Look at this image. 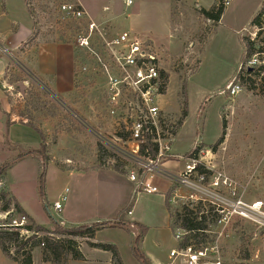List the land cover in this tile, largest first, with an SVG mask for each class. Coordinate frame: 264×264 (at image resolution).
Returning a JSON list of instances; mask_svg holds the SVG:
<instances>
[{"label": "rangeland", "instance_id": "obj_1", "mask_svg": "<svg viewBox=\"0 0 264 264\" xmlns=\"http://www.w3.org/2000/svg\"><path fill=\"white\" fill-rule=\"evenodd\" d=\"M78 1L106 38L129 32L157 53L161 71L166 75L164 95L158 106L164 127L169 131L180 119L181 89L186 81L187 116L175 137L169 142L162 141L166 147L162 164H170L168 170L163 166L170 175L152 177L156 194L135 193L126 175L132 163L113 154L97 139L100 135L112 140L111 134L120 129L105 114L100 80L78 72L81 55L74 48V40L84 33L87 20L75 22L64 17L59 8L61 0H6L5 3L0 0V57L5 56L7 60V66L0 72V94L10 106V117L7 115L5 119L30 125L42 133L48 158L46 164L38 158L14 163L8 171L7 189L34 223L53 234V238L60 236L55 234L58 230L52 220L69 227L109 222L133 198L132 215L126 219L146 227L137 248L148 264H168V253L177 243L174 233L167 228L164 196L170 193L171 211L198 203L208 208L213 201L175 182L174 176L183 169L188 159L185 155L192 149L202 150L199 161L209 168L208 179L221 173L232 183L236 197L248 203L264 200V78L254 79L253 84L245 80L241 83L242 92L235 97L224 94L244 56L241 37L256 38L258 30L251 28L250 23L264 0H222L223 14L215 26L204 20L199 10L217 6V0H179L176 4L171 0H133L129 7L121 0ZM15 28L18 29L13 32ZM27 30L31 37L24 44L15 47L4 41L11 39L18 43L25 39ZM262 39L264 28L258 41ZM47 42L67 43L76 51L75 90L66 98H58L28 66L37 45ZM93 42L96 47L100 46L98 38ZM255 57L264 65V54ZM223 131V141L211 151L210 146L217 143ZM101 147L106 151L105 156ZM17 155L5 143L0 146V165ZM116 165L122 173L113 170ZM41 170L44 172L43 202L37 192ZM192 182L196 183L194 179ZM1 189L6 192L4 187ZM216 194L228 195V192L222 188L214 190L213 195ZM55 201L62 205L59 212L52 208ZM63 217L67 222L63 223ZM211 220L209 217L207 221ZM208 225L209 231L214 232L213 224ZM226 231L224 255L231 264H261L260 238L254 226L237 220ZM47 233L41 232L39 236ZM136 233L134 225L129 229L110 227L98 231L92 240L115 245L121 264H142L131 250ZM85 240L76 241L89 261L68 259L67 264L71 261V264H112L111 253H92ZM244 250L250 255L248 262L240 259V251ZM39 251L41 255L42 248L34 249V257Z\"/></svg>", "mask_w": 264, "mask_h": 264}, {"label": "built area", "instance_id": "obj_2", "mask_svg": "<svg viewBox=\"0 0 264 264\" xmlns=\"http://www.w3.org/2000/svg\"><path fill=\"white\" fill-rule=\"evenodd\" d=\"M121 2L125 7H129L133 0H121ZM59 8L64 17L72 21L87 20L84 33L74 40V48L81 55L78 72L82 76L100 80L103 87L105 114L120 129L111 134L112 140L100 135H97V139L106 149L114 152L113 154L116 153L122 160L132 163L126 175L134 185L135 193L156 194L157 189L152 186L151 179L156 175L169 177L170 174L165 171L162 164L163 151L166 150L162 141L169 142L172 138L170 129L164 127L158 106L159 99L164 95L165 85L157 53L151 50L147 42L129 32L106 38L99 31V26L88 19L78 1L61 0ZM95 38L100 40L98 47L93 42ZM257 64L259 62L254 56L246 66L251 68ZM241 92V84L231 82L226 86L224 94L235 97ZM149 145L157 146L154 157L151 156ZM200 152L202 150L196 157L188 158L178 176L174 177L176 184L181 187L191 188L198 191L201 197L213 199L210 206L212 213L216 215L213 224L215 231H204L205 235H210V232L212 234L205 243L185 247L181 246L183 232L175 231L174 239L177 246L168 253L170 260L168 264H231L224 255L223 241L228 237L226 231L228 225L237 220L248 222L258 231L260 262L264 264V200L248 203L236 197L232 183L221 173H216L208 179L207 175L210 171L199 161ZM193 179L196 183L192 182ZM205 183L208 185L207 188L197 187L204 186ZM2 187L0 178V193ZM222 188L227 190L228 195H213L214 190H222ZM64 199L63 196L62 200ZM200 202L206 201L200 199ZM1 204L2 200L0 207ZM52 208L59 212L62 205L54 202ZM131 214L132 212L129 211L128 215ZM0 221V229H12L18 232L20 237L27 238L35 234L27 229L31 225L27 215L16 213L12 206L7 211L0 210Z\"/></svg>", "mask_w": 264, "mask_h": 264}, {"label": "trees", "instance_id": "obj_3", "mask_svg": "<svg viewBox=\"0 0 264 264\" xmlns=\"http://www.w3.org/2000/svg\"><path fill=\"white\" fill-rule=\"evenodd\" d=\"M179 0H171L173 4H176ZM218 5L209 8L208 10L200 9V16L213 24V26L217 25L221 19L224 10V3L222 0H217ZM264 2L259 10V12L255 15L250 23V27L258 30L255 39H250L248 37H241V42L244 46V56L240 62V67L238 72L235 74L232 82L243 83L248 82L249 84L254 83V79L264 78L261 77L264 73V65L259 64L254 67L248 68L247 62L255 55L264 54V39L259 40L258 38L261 35V32L264 28ZM264 60V59H263ZM243 74L246 77H243ZM162 77L164 78V85L166 87V75L161 72ZM182 110L180 119L176 124L171 126L172 130L170 131L171 136L175 137L178 130L181 128L186 116H187V95H186V81L182 84ZM8 115V114H7ZM6 115V116H7ZM9 116V115H8ZM9 124V120H7V126ZM30 126V125H28ZM41 138V145L37 149L34 148H25L19 144L11 143L6 141L8 146L11 147V150L17 151L18 155L9 162H4L0 166V178L4 177L8 170L12 167V165L18 162H21L25 159L35 158L40 159L42 164H46L48 162V158L46 156L45 143L43 141V135L40 133L35 127H32ZM223 129L225 131V124L223 121ZM224 131L222 137L217 141L216 144L210 146V150L214 151L216 146L219 145L223 141ZM150 138L148 137V140ZM150 146V145H149ZM151 147V156L154 157L157 152V146L153 145ZM102 148V147H101ZM100 148V149H101ZM200 147H196L192 149L187 155L188 158L196 157L197 153L200 151ZM102 156L106 155V151L102 148L101 150ZM143 151H141L142 153ZM99 158H101V153L99 154ZM44 167V165H43ZM118 165L114 166V171L122 173L123 171L118 169ZM199 169V168H198ZM122 171V172H121ZM210 174V172H208ZM37 192L40 201H44V172L41 170L37 177ZM165 207L167 209L169 219H170V229L173 233L177 230H181L184 234L183 241L181 246L185 247L187 245L200 244L205 243L208 240V236L205 235L204 231L209 230V225L214 224L216 215L212 213V207L208 205V208L203 207L201 203L197 205L182 206L180 210L171 211L170 207V193L168 192L165 197ZM0 200H2V204L0 207L1 211H7L12 206L16 213L24 214V211L20 207L17 201L8 195L6 192L0 193ZM133 202V198H131ZM132 202L127 205L126 208L119 211L117 217L109 222H101L94 223L93 225L86 226H78L73 228H65L63 225L54 223V228H57V232L60 237L53 238V234L47 233L45 229L36 225L31 219V225L27 227L29 231L34 232L35 234L24 238L20 237L19 233L12 229H0V250L2 254L9 260L16 262L17 264H32V256L31 253L35 248H42L41 252V262L48 264H67L68 259L73 261H83V256L80 252L77 239H86L92 240L94 239L96 233L105 228H121L127 229L130 226H133L137 229V233L132 242L133 246L131 248L133 255L142 262V264H148L142 253L139 251L138 244L146 233V227L139 223H132L126 219V216L129 211H131V207L133 206ZM47 211V207H45ZM212 220L207 221L208 218ZM47 233L42 237L39 236V233ZM37 234V235H36ZM90 248L101 250L104 252H109L112 255V264H121L118 251L114 245L110 244H101V243H89ZM240 259L244 262H248L250 259V255L248 251H240ZM249 264V263H247Z\"/></svg>", "mask_w": 264, "mask_h": 264}, {"label": "crops", "instance_id": "obj_4", "mask_svg": "<svg viewBox=\"0 0 264 264\" xmlns=\"http://www.w3.org/2000/svg\"><path fill=\"white\" fill-rule=\"evenodd\" d=\"M3 1L4 3L6 2V0H3ZM79 5L81 6L80 3ZM17 29L15 28L13 32H15ZM27 33L28 34L25 37V39L19 41L18 43L12 42L11 39H6L4 41L9 45H14L15 47H17V45H20L21 43L24 44L31 37V32L28 31ZM76 64H77L76 51L70 44L58 43V42L56 43L47 42V43H40L37 45V47L35 48L34 54L32 55V59L29 60L28 66L33 72V75L39 78L41 81H43L44 84L48 88H50L58 98H66L68 95H70L75 90ZM6 66H7L6 57L1 56L0 57V72L3 71V69ZM9 107H10L9 103L6 100L5 96L0 94V146L1 148L4 146L6 141H9L11 143L19 144L25 148L37 149L39 145H41V138L39 134L33 128H31L30 126L24 125V124L17 123L11 119L9 120L8 126L6 125L7 121L5 119V116L7 114L9 115V112H8ZM27 160L28 159H25L18 163L20 164ZM34 162H37V161H34ZM3 163H1V165ZM167 163L164 164V166L166 167V170L171 169L170 164H167ZM11 169L12 167L8 171H10ZM94 170H97V169H94ZM7 176H8V172L6 173L2 181L3 187L6 189V192L9 193L10 197L18 202V204L24 211L22 204L7 189V180H6ZM166 212H167V209H166ZM24 213L27 215L25 211ZM131 215L127 214V216H131ZM30 219L34 222V220L31 217ZM66 219L67 218L63 217L61 220L63 221V223H65L67 222ZM167 219H168L167 228L170 229V219H169L168 212H167ZM61 225H63L65 228H73V227L65 226L64 224H61ZM74 227H78V226H74ZM85 241L88 243H95L93 240H85ZM88 248L90 252L95 253V254H106L107 253L101 250L90 248L89 245H88ZM80 252H81V249H80ZM0 254H1L0 264H17L16 262L7 259L2 254L1 250H0ZM81 254L83 256V261H80V262L81 263L88 262L89 258L85 256L82 252ZM31 256H32V264H48V263L41 262L40 251H39V254L36 257H34V250H33L31 253ZM95 260H99V259L96 258ZM72 262L73 261H71L70 264Z\"/></svg>", "mask_w": 264, "mask_h": 264}]
</instances>
